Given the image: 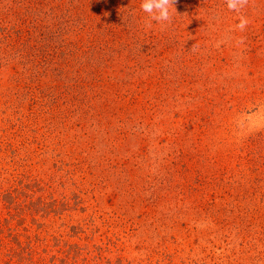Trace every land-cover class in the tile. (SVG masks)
I'll return each instance as SVG.
<instances>
[{
  "label": "rangeland",
  "instance_id": "374dc122",
  "mask_svg": "<svg viewBox=\"0 0 264 264\" xmlns=\"http://www.w3.org/2000/svg\"><path fill=\"white\" fill-rule=\"evenodd\" d=\"M32 1L0 0V264H264V0Z\"/></svg>",
  "mask_w": 264,
  "mask_h": 264
},
{
  "label": "clouds",
  "instance_id": "9594fccd",
  "mask_svg": "<svg viewBox=\"0 0 264 264\" xmlns=\"http://www.w3.org/2000/svg\"><path fill=\"white\" fill-rule=\"evenodd\" d=\"M177 0H143L141 4V9L149 15V22L146 27L150 28L151 21H156L160 24H170L173 21V10ZM227 7L230 11L240 13L244 8L249 4V0H226ZM249 19L241 15L239 24L236 25V28L240 31H244L249 25ZM243 43V40L240 41ZM195 50V45L193 46Z\"/></svg>",
  "mask_w": 264,
  "mask_h": 264
},
{
  "label": "trees",
  "instance_id": "16d2710c",
  "mask_svg": "<svg viewBox=\"0 0 264 264\" xmlns=\"http://www.w3.org/2000/svg\"><path fill=\"white\" fill-rule=\"evenodd\" d=\"M35 1V0H34ZM27 2L30 4V3H33V4H39V3H36V2H33L32 0H27ZM89 3H93V1L92 0H84L82 3H81V6L83 7V9L84 10H86L87 8H88V5H89ZM36 7V6H35ZM77 9H78V7H76ZM23 16H24V18L23 19H25L27 16L26 15H24V13H21ZM83 80L84 79H82L81 77H80V79L78 78V81H80L79 83H81V82H83ZM79 85V84H78ZM77 85V86H78ZM80 90V89H79Z\"/></svg>",
  "mask_w": 264,
  "mask_h": 264
}]
</instances>
